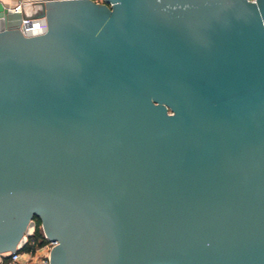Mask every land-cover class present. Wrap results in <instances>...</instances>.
I'll list each match as a JSON object with an SVG mask.
<instances>
[{"label": "water", "instance_id": "1", "mask_svg": "<svg viewBox=\"0 0 264 264\" xmlns=\"http://www.w3.org/2000/svg\"><path fill=\"white\" fill-rule=\"evenodd\" d=\"M0 2V255L264 264V0Z\"/></svg>", "mask_w": 264, "mask_h": 264}, {"label": "built area", "instance_id": "2", "mask_svg": "<svg viewBox=\"0 0 264 264\" xmlns=\"http://www.w3.org/2000/svg\"><path fill=\"white\" fill-rule=\"evenodd\" d=\"M95 1L103 2L104 0ZM249 1L257 2V0ZM21 30L27 36L43 35L48 31L47 19L45 17H35L28 13L23 18ZM44 238L46 239V243L41 247L29 251L17 249L14 252L0 255V264H50L52 249L54 246H57L59 242L49 239L45 234Z\"/></svg>", "mask_w": 264, "mask_h": 264}, {"label": "crops", "instance_id": "3", "mask_svg": "<svg viewBox=\"0 0 264 264\" xmlns=\"http://www.w3.org/2000/svg\"><path fill=\"white\" fill-rule=\"evenodd\" d=\"M51 0H4L3 3L5 6L9 8H18L19 6L26 5V12L27 13H37L40 12V4L42 2H47Z\"/></svg>", "mask_w": 264, "mask_h": 264}, {"label": "trees", "instance_id": "4", "mask_svg": "<svg viewBox=\"0 0 264 264\" xmlns=\"http://www.w3.org/2000/svg\"><path fill=\"white\" fill-rule=\"evenodd\" d=\"M35 221H36L35 232L33 236L29 239L26 246L23 248V251H29L31 249L41 247L46 243V239L44 238V233L41 226V220L38 217H36Z\"/></svg>", "mask_w": 264, "mask_h": 264}, {"label": "clouds", "instance_id": "5", "mask_svg": "<svg viewBox=\"0 0 264 264\" xmlns=\"http://www.w3.org/2000/svg\"><path fill=\"white\" fill-rule=\"evenodd\" d=\"M0 2H4V0H0Z\"/></svg>", "mask_w": 264, "mask_h": 264}, {"label": "rangeland", "instance_id": "6", "mask_svg": "<svg viewBox=\"0 0 264 264\" xmlns=\"http://www.w3.org/2000/svg\"><path fill=\"white\" fill-rule=\"evenodd\" d=\"M100 2V1H99ZM102 2V1H101Z\"/></svg>", "mask_w": 264, "mask_h": 264}]
</instances>
